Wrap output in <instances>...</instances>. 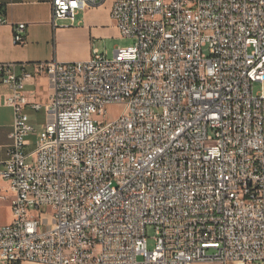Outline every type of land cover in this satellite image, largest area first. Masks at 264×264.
I'll list each match as a JSON object with an SVG mask.
<instances>
[{"label":"built area","instance_id":"obj_1","mask_svg":"<svg viewBox=\"0 0 264 264\" xmlns=\"http://www.w3.org/2000/svg\"><path fill=\"white\" fill-rule=\"evenodd\" d=\"M105 1L52 0L53 23ZM111 16L134 44L34 64L51 82L34 141L32 71L0 62L15 111L0 264L264 261V0H114Z\"/></svg>","mask_w":264,"mask_h":264},{"label":"crops","instance_id":"obj_2","mask_svg":"<svg viewBox=\"0 0 264 264\" xmlns=\"http://www.w3.org/2000/svg\"><path fill=\"white\" fill-rule=\"evenodd\" d=\"M113 2L106 0L98 6L81 10L74 23L63 18L55 25L52 20V0H0V16L7 19L0 23V62L25 64L32 71L33 76L27 80L25 93L41 107L35 109L27 106L25 110L36 131V126L41 123L44 127L49 118L47 104L51 82L46 73L35 71L34 64L52 59L84 60L91 57L96 49L103 53L98 43L121 36L111 16ZM19 22L26 23L25 41L22 43L14 41V24ZM9 92L10 87L0 81V169L8 157L12 143L10 132L15 120L14 108L6 101ZM42 110L46 116L43 122H38L37 116ZM13 197L9 182L0 177V224L13 219ZM20 264L43 263L24 261Z\"/></svg>","mask_w":264,"mask_h":264},{"label":"rangeland","instance_id":"obj_3","mask_svg":"<svg viewBox=\"0 0 264 264\" xmlns=\"http://www.w3.org/2000/svg\"><path fill=\"white\" fill-rule=\"evenodd\" d=\"M136 41L135 38L133 37H124V36H119V37H114L111 39L106 40L105 42L98 43L99 46L101 47V51L104 53H107L109 57L113 56L114 49L116 47H127L129 45L134 44ZM205 52H209L208 49H205ZM256 90L260 88L259 84H255ZM108 113L110 115V118L116 117L122 110V106L118 104H112L107 107ZM45 112L42 110L40 114L37 116L38 122H43L45 118ZM37 127V131L31 136L33 141L36 139L38 132H40L43 129V126L41 123H39ZM212 142H208V144H211ZM31 147H34L32 145ZM147 237H148V248L149 249H154L156 245V228L154 226L149 225L147 227ZM209 251L213 252V249H209ZM197 264H223L221 261L215 260V261H200L197 262ZM250 264H264V261H257L254 263Z\"/></svg>","mask_w":264,"mask_h":264}]
</instances>
